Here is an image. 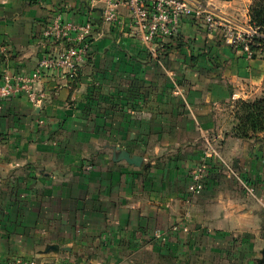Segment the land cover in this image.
Returning <instances> with one entry per match:
<instances>
[{"label":"crops","instance_id":"obj_1","mask_svg":"<svg viewBox=\"0 0 264 264\" xmlns=\"http://www.w3.org/2000/svg\"><path fill=\"white\" fill-rule=\"evenodd\" d=\"M187 1L250 22L253 0ZM104 6L0 0V83L4 70L31 72L62 49L43 35L57 15L94 27L76 79L46 74L43 106L26 95L0 102V262L264 264V143L235 136L232 115L263 94L264 53L248 57L196 15L147 43L127 5L118 23ZM210 142L219 156H206Z\"/></svg>","mask_w":264,"mask_h":264},{"label":"built area","instance_id":"obj_2","mask_svg":"<svg viewBox=\"0 0 264 264\" xmlns=\"http://www.w3.org/2000/svg\"><path fill=\"white\" fill-rule=\"evenodd\" d=\"M103 15L106 21L118 23L120 21L119 7L127 5L131 12V19L143 39L151 43L159 36L171 37L181 31V21L187 15L204 17L210 31L222 28L225 42L232 48L245 53L248 57H254L252 44L257 37H264V30L251 22L238 23L233 19H222L213 8L198 5L193 6L187 0H103ZM93 22L87 20L83 23L65 21L57 15L51 23L44 28L43 35L56 43H63L59 51H50L42 57L38 65L31 72L13 73L4 70L0 83V102L26 95L35 107H41L45 103L48 93L39 85L47 73L73 79L79 74V67L89 55ZM8 46L0 39V54L7 53ZM2 105L0 104V109ZM206 156H219L216 148L210 142ZM88 165V169H91ZM209 169L208 163L202 161L192 171V182L189 190L192 193H200L204 188V181ZM247 193L257 196L255 187L244 183ZM0 264H3L0 262ZM4 264H44L39 259L25 258L22 256L12 258Z\"/></svg>","mask_w":264,"mask_h":264},{"label":"trees","instance_id":"obj_3","mask_svg":"<svg viewBox=\"0 0 264 264\" xmlns=\"http://www.w3.org/2000/svg\"><path fill=\"white\" fill-rule=\"evenodd\" d=\"M250 22L264 30V0L252 1ZM252 49L255 52L264 51V37H257ZM235 108L234 135L243 139H259L264 143V91L253 100L239 99Z\"/></svg>","mask_w":264,"mask_h":264},{"label":"water","instance_id":"obj_4","mask_svg":"<svg viewBox=\"0 0 264 264\" xmlns=\"http://www.w3.org/2000/svg\"><path fill=\"white\" fill-rule=\"evenodd\" d=\"M119 159L126 160L128 163L134 164V165H141L143 158L135 155H131L126 150H121L119 154ZM57 246L51 247V249H57Z\"/></svg>","mask_w":264,"mask_h":264},{"label":"rangeland","instance_id":"obj_5","mask_svg":"<svg viewBox=\"0 0 264 264\" xmlns=\"http://www.w3.org/2000/svg\"><path fill=\"white\" fill-rule=\"evenodd\" d=\"M235 109H236V108H233V110H234V113H232V115H233V118H234V119H233L234 121H235Z\"/></svg>","mask_w":264,"mask_h":264}]
</instances>
